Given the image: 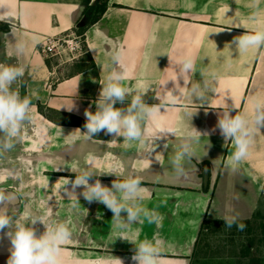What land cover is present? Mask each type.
<instances>
[{
	"label": "crops",
	"instance_id": "crops-1",
	"mask_svg": "<svg viewBox=\"0 0 264 264\" xmlns=\"http://www.w3.org/2000/svg\"><path fill=\"white\" fill-rule=\"evenodd\" d=\"M96 1L0 0V63L24 68L13 89L32 103L22 138L0 155V194L13 197L8 201L13 224L31 226L23 219L27 211L45 225H69L72 237L62 246L63 264H118V259L133 264L135 245L118 237L112 212L101 203L89 204L79 195L82 188L66 194L71 188L66 180L85 171L97 176L90 183L98 178L110 187L117 177L100 174L117 167L119 179L141 180L143 206L163 217L159 226L131 225L128 238L155 236L162 241L161 264H192L200 224L214 216L212 209L224 198L219 182L231 141L225 143L216 128L219 115L238 114L251 83L264 72V47L239 53L230 44L245 31L264 29V0L258 6L254 0H106L102 16L84 32V55L68 69L50 68L37 52L39 45L82 26L84 9ZM17 40L27 42L24 54L16 52ZM189 54L195 56L196 72L182 78L178 61ZM114 72L126 74L123 86L133 94L142 86L147 104L163 105L158 119L144 124L142 140L104 132L88 137L79 127L85 109L96 111L102 85ZM203 78L210 80L205 99L189 98V84ZM130 99L116 107L126 108ZM193 127L207 135L192 143L193 156L179 174L170 160ZM161 128H173L175 135L161 134ZM239 176L246 183L239 186L238 212L255 203L250 173ZM33 227L38 236L45 231L39 221ZM7 231L0 233V264L10 255Z\"/></svg>",
	"mask_w": 264,
	"mask_h": 264
},
{
	"label": "clouds",
	"instance_id": "clouds-1",
	"mask_svg": "<svg viewBox=\"0 0 264 264\" xmlns=\"http://www.w3.org/2000/svg\"><path fill=\"white\" fill-rule=\"evenodd\" d=\"M254 6H258V0H254ZM230 45H234L239 53L264 47V29L245 31L242 35L236 36ZM27 47V42L24 40H17L15 43L18 54H24ZM114 59L118 62L119 55ZM178 70L182 78L188 74H195V56L189 54L182 57L178 61ZM24 74L25 70L22 66L0 63V155L15 147V142L22 138L24 125L31 120V98L27 95L21 97L19 91L13 89V85L20 81ZM126 78V74L120 72H114L107 77L95 102L96 111L92 112L89 109L84 111L86 120L83 132L86 136L95 137L104 132L105 135H111L113 138L123 137L125 141H138L145 135L144 124L158 119L163 105L147 104L143 98L146 93L142 91V86L138 87L133 94V89L123 86ZM211 78L215 79L216 73H211ZM189 85L187 96L204 100L205 92L210 87V80L203 78L202 83ZM32 95L35 96L36 93L33 92ZM129 97H131L130 103L126 108L116 107L117 103L124 104ZM251 103V117L245 113H236L233 116L231 110L225 111L222 116L219 115L217 121L216 128L219 129L225 143L231 141L234 145L235 150L227 160L233 170L248 157L256 130L264 128V101L254 98ZM193 129L187 133V140L180 145V151L170 160L172 167L179 174H183L184 160L193 156L192 143H198L201 135H207L195 127ZM159 132L175 135L173 128H161ZM161 138L162 135L157 137V139ZM167 147L165 143L164 148ZM105 173L117 177L110 187L102 184L98 178L90 183V179L96 174L85 171L76 175L74 180H66V186L71 185L70 189L67 187L66 194L68 192L77 194L76 190L82 188L83 191L79 195L84 200L89 204L101 203L112 212L113 228L119 231L118 237L135 245L134 254L131 257L133 264H161L162 241L160 239L154 236L152 240L147 238L139 240L138 233L136 238L129 239L126 235L133 224H143L147 221L149 224L159 226L163 219L156 210L143 206L142 201L145 199L146 190L141 186V180L139 178L119 179L122 170L117 167H111L100 175ZM10 199L13 197L0 194V233H4L7 229L6 235L11 242L7 264H63L62 246L72 237L69 225L63 222L45 225L42 217L33 218L27 211L23 213V219L30 221L31 226L20 220L13 224V219L9 215L8 201ZM75 206L73 204V207ZM223 220L225 227L229 229L235 225L242 231L246 227L243 223H237V217L233 215H225ZM38 221L45 226V231L39 236L33 227ZM13 227L14 231H11ZM118 264H123V261L118 259Z\"/></svg>",
	"mask_w": 264,
	"mask_h": 264
},
{
	"label": "rangeland",
	"instance_id": "rangeland-1",
	"mask_svg": "<svg viewBox=\"0 0 264 264\" xmlns=\"http://www.w3.org/2000/svg\"><path fill=\"white\" fill-rule=\"evenodd\" d=\"M48 61L50 62V65L48 64L50 68L52 66L57 69H68L76 62L69 63L64 58L58 60V62L55 60ZM254 98L264 101V72L251 83L239 113H245L251 117V102ZM234 150V145L230 143L227 156H231ZM225 168L222 171V178L219 182L221 186L219 195H222L221 190H224V198L220 197L221 202L218 201V207L216 206L211 211V215L214 216H210L206 220L220 221L218 219H223L225 215H233L237 217V221H247L250 225L256 227L252 236L256 243L253 245L250 255L241 259L238 256L241 254L242 247L245 244V238L240 237L241 233L237 232L230 238L229 235L232 229L226 227L221 232L214 234L203 233L199 239V246L193 255L192 264H264V245L258 244V241L262 239L258 226L259 223H264V128L256 130L248 157L235 170L228 163H226ZM243 172L245 174L250 173L251 187L255 189V194L252 195L255 203L250 209L238 212L235 207L242 204L238 203L239 201L235 203L238 200L237 196L241 195L239 186L241 183L242 185L246 183L242 182L239 176Z\"/></svg>",
	"mask_w": 264,
	"mask_h": 264
},
{
	"label": "trees",
	"instance_id": "trees-1",
	"mask_svg": "<svg viewBox=\"0 0 264 264\" xmlns=\"http://www.w3.org/2000/svg\"><path fill=\"white\" fill-rule=\"evenodd\" d=\"M106 7V0H97L96 3L93 6H87L84 9L83 12V25L77 27L76 30V35L82 37L83 40V35L86 30V28L89 25H92L95 23L104 13ZM4 32L7 31V28H4ZM84 124L85 123H80L79 122V127L85 131L84 129ZM237 223H243L246 225L244 228V231L238 230L237 227L234 225L231 229L232 231L230 232L229 237L232 238L237 232L240 234V237L245 238V244L242 247V252L239 254L238 258H246L247 256L250 255L251 249L253 245H255L256 241L255 239L252 238L255 232V228L252 225H250L247 221H237ZM225 227L224 220L221 221H210V220H204L200 224V230L198 235L202 236L203 233H208V234H214L216 232H221ZM258 230L261 233L262 239L258 241V244L264 245V223H259ZM232 240V239H231Z\"/></svg>",
	"mask_w": 264,
	"mask_h": 264
},
{
	"label": "built area",
	"instance_id": "built-area-1",
	"mask_svg": "<svg viewBox=\"0 0 264 264\" xmlns=\"http://www.w3.org/2000/svg\"><path fill=\"white\" fill-rule=\"evenodd\" d=\"M37 52L45 60H61L72 63L84 55L82 37L77 36L75 30L55 37H46L39 45Z\"/></svg>",
	"mask_w": 264,
	"mask_h": 264
}]
</instances>
